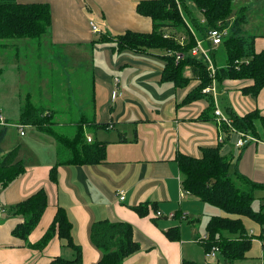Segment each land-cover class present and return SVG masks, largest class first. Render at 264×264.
Instances as JSON below:
<instances>
[{"label": "crops", "instance_id": "1", "mask_svg": "<svg viewBox=\"0 0 264 264\" xmlns=\"http://www.w3.org/2000/svg\"><path fill=\"white\" fill-rule=\"evenodd\" d=\"M17 1L49 4L52 44L48 48L59 49L58 54L55 52L51 56L65 62L68 78L71 70L81 65L89 73V84L84 81L86 76L77 81L78 85L84 84L82 93L74 92L73 100L78 101L79 105L76 102V106L79 107L74 109L70 103L66 108L57 109L70 117V123L82 118L88 123L104 125L100 128L90 123L85 134L90 139L106 142L103 162L86 166L59 164L57 182L53 183L49 179V170L60 161L59 157L58 160L55 157L58 156L55 141L41 136L39 131L34 134L33 141L40 143L34 145V150L32 147L29 150L47 157L28 164L21 154L32 139L29 135L27 139L19 140V158L24 162V172L0 189V198L6 205H12L40 187L46 189L48 205L28 236L30 243L41 237L56 207L60 206L66 209L73 225L72 236L81 245V264H94L99 259L100 252L90 243L88 228L91 222L102 219L122 220L134 227L132 237L140 247L124 259V264H181L183 259L204 264L203 259L207 258L204 256V245L198 241L202 236L195 223L198 218L188 220L189 214L185 212L188 201L193 204L198 199L187 193L181 195L180 174L175 161L178 152L199 157L202 147L219 143L220 133L215 121L198 119L208 105L207 99L199 97L188 103L182 100L199 81L191 78L183 87H176L168 81L161 82L160 75L166 63L161 50L139 53L117 51L110 42L98 41L102 31L107 32L108 36L128 29L150 31L151 20L135 12L134 6L139 0ZM240 6L246 7L247 30L244 27L243 30L255 37L253 50H264V0H236V7ZM94 19L99 20V26ZM90 22L96 24L99 33L91 31ZM252 26L254 29L250 30ZM28 44L12 46L16 59L27 51L24 47ZM65 47L77 50L70 52L67 49V53L62 51L61 54L60 49ZM185 75L189 77L190 71L186 70ZM114 77L118 78L116 84ZM3 80L2 71L1 89H13L20 81L13 77V81L7 85ZM44 80L46 87L49 81ZM249 84L250 81L246 79L222 80L217 90L219 101L238 115L253 109H258L264 115V87L253 97L241 92V88ZM46 98L51 96L47 94ZM50 108L53 110L51 121L65 124L61 120H54L58 110L54 106ZM217 108L221 109L219 106ZM7 111L5 107L4 110L0 108V116L8 122L11 114ZM17 132L21 137L26 136V131L22 135L18 129ZM45 141H49L46 148ZM234 143L231 142L226 148L230 173L241 174L264 184V139L248 142L240 149ZM53 147L55 155L51 152ZM121 192L123 200L119 198ZM262 192L264 189H257L254 195L263 198ZM143 202L155 203L156 211H160L161 215L156 216L151 206L148 215L143 217L131 209ZM16 221L12 216L0 218V264H49L50 259L58 254L71 257V251L62 249L57 237L41 250L24 246L11 235ZM173 226L179 229V240H169L164 233ZM219 256L211 258L212 263L221 264Z\"/></svg>", "mask_w": 264, "mask_h": 264}, {"label": "trees", "instance_id": "2", "mask_svg": "<svg viewBox=\"0 0 264 264\" xmlns=\"http://www.w3.org/2000/svg\"><path fill=\"white\" fill-rule=\"evenodd\" d=\"M190 1L201 12V18H198L183 0H139L135 3V12L151 20V30L140 32L128 29L111 36L102 31L98 41L110 42L112 48L117 51L130 50L139 53L161 50L162 58L166 62L160 75L161 82L168 81L176 87H183L191 78L199 81L182 99L183 103L205 97L208 105L198 119L215 121L222 139L216 146L202 147L199 157L181 152L175 155L180 174V189L184 194L219 207L227 214L212 215L208 219L204 234L207 235V239L202 244L204 252L209 251L212 246H217L218 255L222 256L224 263L233 264L235 260L246 258V252L252 243L242 217H248L260 225L259 237L264 245V197L261 198L258 210L252 208L254 193L257 189H264V184L254 182L241 174L230 173V159L226 148L231 142L236 141V131L249 133L258 140L264 139V115L258 109L238 115L231 107L225 105L222 113L228 122H217L214 114L217 95L203 92V89L210 86L214 80L217 93L219 83L224 79H246L250 84L243 86L241 92L255 97L264 87V50L259 52L253 50L255 37L249 36L243 30L246 7L234 8L236 0ZM92 24L97 30L93 31ZM50 25L51 10L48 3L0 0V47L9 46L10 42L16 40L40 39ZM89 25L92 32L99 33L96 24L90 22ZM219 27H227L228 33L222 36L218 45L213 46L208 38V32ZM182 36L183 41L180 42ZM197 40H200L214 64L213 77L209 76L204 58L190 53ZM168 51L173 54H167ZM175 53L181 54L178 60ZM186 70L190 71L189 77L185 75ZM2 71L0 68V75ZM40 91L41 88L38 92ZM37 98L38 101L33 102L30 93L24 95L16 124L32 126L37 131L50 135L58 145L60 161L50 167L51 182H57L59 164L86 166L96 165L105 160L106 142L95 139L87 141L85 134L90 123L100 128L104 125L88 123V120L81 118L73 123L75 126L71 134L60 133L54 130V126L59 124L51 121L53 110L49 102H44L40 95H37ZM6 123L0 125V189L22 175L25 168L24 162L19 158V145L16 144L7 151L1 147L10 122ZM258 124L263 130L261 138L257 132ZM48 201L46 189L40 187L24 199L10 205L9 215L17 219L11 235L24 246L38 250L43 249L52 238L57 237L60 247L70 250L72 255L71 257L55 255L49 264H81V245L72 236V221L63 207H56L50 224L36 242L30 243L28 240ZM150 206L156 212L155 203L148 202L136 204L131 209L143 217L148 215ZM164 233L172 241L180 238L179 229L174 226ZM133 235L132 224L122 220L102 219L91 222L88 237L92 246L100 252L99 259L94 264H124V259L140 247ZM181 264L196 263L183 259Z\"/></svg>", "mask_w": 264, "mask_h": 264}, {"label": "rangeland", "instance_id": "3", "mask_svg": "<svg viewBox=\"0 0 264 264\" xmlns=\"http://www.w3.org/2000/svg\"><path fill=\"white\" fill-rule=\"evenodd\" d=\"M186 4V6L193 11V13L198 17L201 18V12L192 4L190 0H183ZM236 7V1H234V8ZM248 21V18H247ZM94 22L99 26V20L94 19ZM244 29L247 30L246 22H244ZM254 29L253 26L250 30ZM260 30V29H259ZM29 42L28 46L26 45L24 49H26V52H23L20 54L19 59H16L14 56V51L12 49V46L19 45L23 46V43ZM52 44L51 39V30L50 28L47 30V32L40 38V39H21L16 40L14 42H10V45L7 47L9 49H2L0 47V67L3 69V83L6 82V84H10L13 80V77L20 79L16 83L15 88L10 89H1L0 88V108L4 110V107L8 110L7 113L11 114L8 116L10 119V123L8 126L7 135L2 142V148L4 151H7L10 149L13 145L17 144L19 140L21 139H27V137L30 135V139L34 136V134L38 133V131L33 128L32 126H25L24 131H26V136L21 137L19 136L17 132V127L15 126L18 115L20 112V107L22 105V102L24 100V95L26 93H30L32 95V101L37 102L38 98L37 95H40L44 102H49L51 106L55 107V110H58V107H65L71 103V106L75 108H78L76 106L77 100L74 99V92L82 93L84 91V84L78 85V80L81 77H85L84 81L88 83V75L89 73L86 71V68L81 65L79 68L71 70L70 77L68 78L65 74V62L61 61L59 58L56 59L54 56L51 55L57 52L58 50L55 49H49L48 47ZM67 49L71 51H76V48H67L60 49L61 54H63L62 51L67 53ZM44 79L49 81V85L45 87ZM89 84V83H88ZM1 87V86H0ZM41 88V91L38 92V90ZM46 88V89H45ZM47 88L49 91H47ZM70 88V89H69ZM82 88V91H81ZM49 94L51 98H46V95ZM53 97V100H52ZM217 107L219 106L221 111L224 113V104L221 103L219 95L217 96ZM79 105V103H78ZM66 108V107H65ZM65 110V109H64ZM76 114V112L74 113ZM70 117L66 116L63 112L57 111L54 114V120L65 123L63 126H54V130L59 131L60 133L64 134H71L73 132L75 124L70 123L69 121ZM72 119V117H71ZM257 132L260 135V138L263 137V130L257 125ZM41 136L49 137L53 140V138L46 134L42 133ZM24 139V140H25ZM262 140V139H261ZM37 141V140H36ZM30 140V143L26 145L23 150L21 157L23 158L25 163L30 164V162H33L35 159H40L44 156L43 153L35 154L29 150V147H32V150H34L37 145L40 142H36ZM49 141H45L44 147L46 148L48 146ZM25 143V142H24ZM55 149L58 145L56 142ZM26 144V143H25ZM54 147L53 151L54 153ZM57 153V152H56ZM56 159L58 156H56ZM58 160V159H57ZM264 194V192H262ZM255 198L252 202V208L254 210H258L260 208V203L262 202L261 198H259V195L255 194ZM10 205H6L5 201H3L0 198V218H5L7 216H11L10 214ZM188 210L183 211L188 212L189 217L188 220H193L195 218L197 221L195 222L198 226L199 234L203 236L205 225L208 221V219L212 215H227L222 209L219 207H216L214 205H211L207 202H203L200 200H195V203H191L188 201ZM242 222L244 223L245 229L247 230V234L251 236L252 244L251 247L246 252V258L235 260L233 264H264V245H262V241L260 236V225L257 224L255 221L248 217H242ZM252 234V235H250ZM218 256V255H217ZM216 256V257H217ZM211 257H208L207 259H203L204 264H214L212 263V260H210ZM221 264L224 263V259L222 256H219Z\"/></svg>", "mask_w": 264, "mask_h": 264}, {"label": "built area", "instance_id": "4", "mask_svg": "<svg viewBox=\"0 0 264 264\" xmlns=\"http://www.w3.org/2000/svg\"><path fill=\"white\" fill-rule=\"evenodd\" d=\"M92 28H93V31L97 30L93 24H92ZM227 33H228L227 27L214 28L208 32V38L211 40L213 46H216L221 42L222 36L227 35ZM182 38H183V36L180 38V42L183 41ZM190 53H191V55H194V56L201 55L204 58V60L207 63V69L209 71V76L213 77L214 72H215L214 64H213L212 60L210 59V57L207 53V50L205 48H203L200 40L196 41V45H194L190 49ZM167 54H173V53L171 51H168ZM180 57H181L180 53H175L176 60H178ZM113 82H114V84H116L118 82V78L114 77ZM203 92H212L214 96L217 95L216 89L214 87V80L210 86H207L203 89ZM214 114H215V119L217 122H221V121L228 122L227 117L222 113V111L220 109L217 108V106L214 109ZM5 124H7L5 119L2 116H0V125H5ZM15 126L19 130V133L22 135L24 133V129H23L24 126L17 125V124ZM236 133H237L236 134L237 139L234 143L236 147H242L245 144H247L248 142L258 141V138L252 136L249 133L241 132V131L240 132L236 131ZM221 139H222V137L219 136L218 140H221ZM87 141H90L89 136L87 137ZM182 194H183V190L181 191V195ZM119 198H120V200L124 199V195L122 192L119 194ZM155 215L156 216L161 215L160 211H156ZM169 216H172V214H170ZM206 239H207V235H203V236H201V238H199L198 241L203 243ZM218 250L219 249L217 246H212L209 251L204 252V256L206 258H208V257L214 258L218 255Z\"/></svg>", "mask_w": 264, "mask_h": 264}]
</instances>
